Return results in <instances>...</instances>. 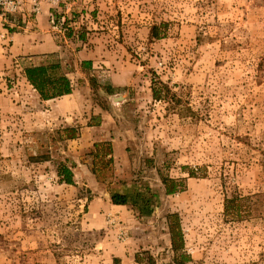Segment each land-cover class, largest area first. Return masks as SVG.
I'll use <instances>...</instances> for the list:
<instances>
[{
    "label": "rangeland",
    "instance_id": "1",
    "mask_svg": "<svg viewBox=\"0 0 264 264\" xmlns=\"http://www.w3.org/2000/svg\"><path fill=\"white\" fill-rule=\"evenodd\" d=\"M28 4L21 11L0 6V264H171L170 213L182 221L191 257L185 264H264V206L252 211L264 193V0H65L52 7L55 16L65 8L104 49L99 56L130 73L134 104L119 113L154 133L160 172L186 181L182 191L160 194L151 217L130 205L110 215L113 202L91 205L105 189L95 193L83 184L90 173L75 172L90 132L87 140L61 141L59 131L74 125L70 114L88 116L92 103H108L92 92L81 95L83 111L71 113L27 81L25 66L44 57L17 56L10 36L71 43L58 17L50 31L28 25L37 14ZM156 85L161 99L153 98ZM61 164L73 176L59 175ZM143 165L139 179L155 180L157 171ZM235 196L251 199L241 219L226 212Z\"/></svg>",
    "mask_w": 264,
    "mask_h": 264
},
{
    "label": "crops",
    "instance_id": "2",
    "mask_svg": "<svg viewBox=\"0 0 264 264\" xmlns=\"http://www.w3.org/2000/svg\"><path fill=\"white\" fill-rule=\"evenodd\" d=\"M52 7L53 4L50 3V1L41 0L40 12L33 16L35 17L34 21L32 19L27 20L28 25H34L35 21H37L38 25H42L44 27V31H50L49 27L53 28L52 22H54L53 18H55V16L52 15V12L55 11L54 9H52ZM27 9H29L27 11L32 10L31 3L28 4ZM61 9H64L65 11L59 12V14L61 15L59 17V27L62 28V32L61 30L60 32L65 36L69 32V34L71 35V37L69 38L71 43H69L67 40L65 45L59 46L57 45L54 37L49 35L39 39L40 37H35V35L33 34H22V38L25 39L23 41L21 39L18 42L16 41V36H10V39L13 41V51L18 56H32L30 58H40L45 54L58 52L59 56L62 59L74 64L75 72L72 75L74 86L73 93L66 96L50 99H60L62 103H67L65 105L66 109L69 108L70 110L73 109L82 112L84 108H81L80 104L82 103L80 102L82 98L81 95H88L89 98L92 96L93 90L90 88L89 83L80 85V83L78 82L79 78L83 76L80 68V62L82 60L93 59L95 68L94 73H96V75L100 77L102 81H107L113 84V89L126 87L124 90L118 89L117 93L113 95V103H108L107 106H105V104L92 103L91 109L87 110L88 116H83L82 113L78 115L79 117L71 116V114L70 117L67 116L69 119H71V123L74 124L72 126L79 127V137L73 140H87V138H85L86 133L87 131L90 132L91 142L90 144H88L87 149H85L84 147L82 148L85 150V152H87L90 147L93 148L96 143L110 141L113 145V153L109 155V157L114 158V177L112 178V180L114 179L113 182L112 180L110 181L107 177H105L106 173H102L99 170L98 175L94 173L92 174L91 170H89L90 167H87L86 164L81 162V160L77 161L75 164V172L79 174L82 171L90 172L91 176H89V178H86L85 181L83 180L84 185H87V187H91L95 193L96 189H105L101 195H98L92 199L91 205H110V203L112 202V187L115 185L116 188L119 187L115 189V191H123L122 188H124V181L131 182L133 179H139L138 176L140 166H138V164H141V162H144L143 170H145L146 172L149 170H151V173H153L154 170L157 171V178L155 180H149L151 187L155 186L160 191V194H163V192L164 194H166L163 183H160V180L162 181L161 175L159 176L161 167H159L157 162H154V159H157L156 156L160 155L159 146L157 144L158 139H153L154 133H152L150 130L143 132L144 129L148 128H145L142 125L138 126V121L134 126L132 122H134L136 119H134L133 117L130 118L128 114L124 116L122 113H119V111L127 109L129 108V106H133L134 104L133 99H129L133 91V89L130 88L131 84L133 83L131 79L133 78L130 76L129 72L126 74V71L124 70L125 67L114 68L111 58L106 56L103 60L95 58L93 51H91V48L87 46V42L80 38V22H74V20H72V15H68L65 8ZM64 17L65 20H63ZM62 20L66 22H64V24H61ZM46 26L48 28H45ZM65 29L66 32H64ZM33 37L38 38V41H31ZM101 62H103L104 64H100ZM72 99L73 101H71ZM73 110H71V113ZM125 120H129L127 121V124H123ZM125 174L127 175L125 176ZM77 178H79L80 180V177ZM144 182L147 181L145 180ZM77 183H79L78 180ZM113 205V208L108 206V210H111V212H108L109 215L114 213L113 210H121L124 207L123 205ZM94 214L96 215V213Z\"/></svg>",
    "mask_w": 264,
    "mask_h": 264
},
{
    "label": "trees",
    "instance_id": "3",
    "mask_svg": "<svg viewBox=\"0 0 264 264\" xmlns=\"http://www.w3.org/2000/svg\"><path fill=\"white\" fill-rule=\"evenodd\" d=\"M52 15H57V12L53 11ZM55 17H58L57 23L60 25V20H58L60 19V16L58 15ZM19 22L22 23L21 20ZM163 26L164 24L153 28V36L155 38H161L160 33L157 31ZM10 31L12 32L13 28H10ZM66 37H71L69 32ZM80 38L87 42V46L91 48L95 58L101 60L105 59V56H99L97 52L98 49L105 52L104 49L88 41L85 32L80 33ZM43 57L44 59L42 62L25 66L24 69L27 81L39 92L41 98L44 100H50L73 93L74 86L72 75L75 72L74 64L62 59L58 52L45 54ZM80 68L83 73V76L78 80L80 85L89 83L90 88L95 94L105 95L104 97L107 103H110V100L112 99L111 97L117 93L118 89L124 90L126 88L119 87L115 88V90L113 89V84L107 81H102L100 77L94 73L95 68L93 59L82 60L80 62ZM161 85L167 87L165 84ZM160 88L158 85L152 87L154 99L163 98L162 90ZM111 103H113V100H111ZM59 133H61V141L77 139L79 137V127L69 126L60 130ZM111 153H113V145L110 141L96 143L93 148L90 147V149L83 155L81 162L86 164L87 167H90L89 170H91L92 174L94 173L98 175L99 170L102 173H106L105 177L111 181L114 177V158L109 157ZM73 174L72 167L66 164L60 165L59 175L71 177ZM160 175L167 195L176 194L184 189L186 183L184 178L172 177L163 172H160ZM113 181L114 179L112 182ZM68 182L73 183V180L68 179ZM123 185V191H115L114 188L111 189V199L113 204L130 205L141 217H151L159 208L160 193L156 192L149 183L141 181L140 179H133L131 182L124 181ZM250 200V196H235L229 198L226 200V212L228 214L233 213L241 219L243 217V208L246 207L247 211L250 209L249 206H247L248 203L250 204ZM262 206H264V193H257V200L254 203V209L252 211L255 212L262 210ZM263 213L264 212L261 211L258 216L262 217ZM167 218L169 220L172 247L176 252L171 264H185L191 260V257L185 252L186 241L181 218L178 213H170Z\"/></svg>",
    "mask_w": 264,
    "mask_h": 264
},
{
    "label": "built area",
    "instance_id": "4",
    "mask_svg": "<svg viewBox=\"0 0 264 264\" xmlns=\"http://www.w3.org/2000/svg\"><path fill=\"white\" fill-rule=\"evenodd\" d=\"M50 3L53 4V6H62L65 3V0H48ZM27 3H31L32 10L35 13L40 12L41 10V0H0V6L4 7L8 11H21L24 9ZM68 7V4L64 5V7ZM112 217V216H111ZM110 217V218H111ZM113 222H116L113 218H111ZM128 234L126 230L121 228L120 230V238L122 240H125L127 238Z\"/></svg>",
    "mask_w": 264,
    "mask_h": 264
}]
</instances>
